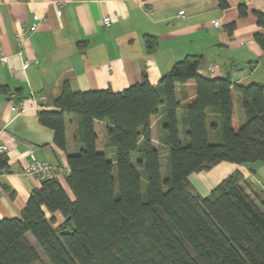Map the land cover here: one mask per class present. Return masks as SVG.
Instances as JSON below:
<instances>
[{"label": "trees", "instance_id": "obj_1", "mask_svg": "<svg viewBox=\"0 0 264 264\" xmlns=\"http://www.w3.org/2000/svg\"><path fill=\"white\" fill-rule=\"evenodd\" d=\"M246 13L241 6L240 14ZM254 14L264 27V12ZM255 38L264 49V34ZM146 39L153 50L156 37ZM202 61L201 55H187L155 85L146 73L119 91L75 92L66 85L55 109L39 111L40 122L54 130V142L62 149L65 114H77L80 147L67 157V186L58 176L47 177L19 216L0 219V264H264V191L240 172L207 196L189 180L192 172L222 161L264 162V84L204 76ZM178 84L184 86L183 99L191 92L194 98L181 103ZM7 89L0 85L1 92ZM180 107L188 143L179 136ZM153 116H161L159 137L169 151L166 190L161 149L152 142ZM96 120H107L109 154L97 148ZM133 153L139 155L135 162ZM7 166L8 156L0 152V170ZM56 212L63 222H56Z\"/></svg>", "mask_w": 264, "mask_h": 264}, {"label": "crops", "instance_id": "obj_2", "mask_svg": "<svg viewBox=\"0 0 264 264\" xmlns=\"http://www.w3.org/2000/svg\"><path fill=\"white\" fill-rule=\"evenodd\" d=\"M58 1L65 2L60 14ZM241 6L246 7L244 15ZM254 10L264 12V0H0V48L10 56L7 64H0V85L8 88L0 91V145L7 146L0 152L8 156V166L0 170V219L19 216L32 190L42 183L25 174L32 153L56 165L58 178L67 186V157L80 147L79 116L65 114V149L56 145L54 130L38 116L40 110L55 109L66 85L75 92L108 87L119 91L140 82L144 73L155 85L187 55L202 56L204 76L264 84V49L255 38L264 34V27ZM105 16L112 18L109 26ZM215 20H220L218 26ZM32 23H38V29L22 34V27ZM147 35L158 41L153 50L148 49ZM26 60L29 66L23 68ZM183 88L177 85L181 103L195 96L191 92L183 99ZM21 102L22 110L11 108ZM238 112L244 114L240 98ZM160 121L161 116H153L151 130L153 145L161 149L156 133ZM106 124L96 120L95 131L97 148L108 153ZM133 155L138 159V153ZM235 172L264 191V162L222 161L192 172L189 180L207 196ZM54 215L57 223L64 221L60 212Z\"/></svg>", "mask_w": 264, "mask_h": 264}, {"label": "built area", "instance_id": "obj_3", "mask_svg": "<svg viewBox=\"0 0 264 264\" xmlns=\"http://www.w3.org/2000/svg\"><path fill=\"white\" fill-rule=\"evenodd\" d=\"M64 3H65L64 1L56 2V6L59 9L58 14L61 13V7L64 5ZM179 14L183 15L184 10L179 11ZM103 21L106 26H109L111 24L112 18L111 16H105ZM214 24L218 26L220 24V20H215ZM37 29H38V23H32V25L29 27H22L21 31L22 34L27 35L28 32L32 33ZM20 54L21 52H18V55ZM9 57L10 56L2 48H0V64H7V62L9 61ZM28 66H29V61L28 60L24 61L22 67L27 68ZM42 99H45V97L43 96ZM11 108L15 111H18L25 108V106L21 102L20 104L18 103L13 104ZM6 149L7 146L0 145V151H4ZM31 158H32L31 162L25 171L26 175L35 176L40 180H43L47 177L58 176V167L56 165L52 164L49 161L39 159L34 153L31 154Z\"/></svg>", "mask_w": 264, "mask_h": 264}, {"label": "rangeland", "instance_id": "obj_4", "mask_svg": "<svg viewBox=\"0 0 264 264\" xmlns=\"http://www.w3.org/2000/svg\"><path fill=\"white\" fill-rule=\"evenodd\" d=\"M244 117H245V115L242 112H240L239 121H240L241 124H244V122H245V118ZM178 119H179V136H180V139H181V141L183 143H188L189 142V138L185 134V125H184V123L182 121V109H180V108L178 110ZM160 126H161V124H160ZM158 127H157L158 130L156 131L157 134L160 133V127L159 128ZM208 133H209V140L211 142H214L216 140V137H215V134L211 130L209 125H208ZM158 136H159V134L157 135V137ZM100 142H101L100 144L103 143V138H101ZM133 154H135V153H133ZM133 154H132V157L134 156ZM133 160L135 162L136 159H133ZM160 166H161L160 172H161V177H162V181H163V187H164V190H166L168 188V186L164 182H165V179L169 177V151L166 148H161V150H160ZM141 174H142V185H143V188L145 189L146 184H147L146 180H145V174H144L143 171L141 172ZM35 245L38 248L41 256L46 261H48V258L43 253L41 247L38 244H36V243H35Z\"/></svg>", "mask_w": 264, "mask_h": 264}]
</instances>
